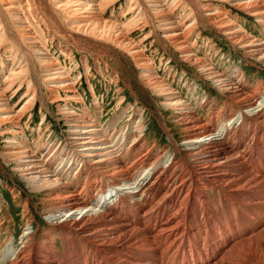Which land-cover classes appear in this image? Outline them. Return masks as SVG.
<instances>
[{
	"label": "bare ground",
	"instance_id": "obj_1",
	"mask_svg": "<svg viewBox=\"0 0 264 264\" xmlns=\"http://www.w3.org/2000/svg\"><path fill=\"white\" fill-rule=\"evenodd\" d=\"M27 1L0 0V12L12 19L25 46L45 65L43 77L53 99L69 100L57 94L59 89L72 92L66 76L25 24ZM51 1L74 32L110 41L140 57L126 36V25L100 16L114 0ZM147 1L166 40L226 94L223 107L216 110L204 95L198 106L210 113L201 117L143 66L145 84L161 96V105L171 110L182 133L181 142L169 133L172 149L148 143L139 118L120 128H102L99 119L75 115L68 107L64 141L49 136L19 142L16 119L34 96L28 88L26 103L18 109L8 105L5 91L28 65L19 60L0 84V123L12 126L5 131L12 136L4 156L30 191L41 192L48 227L37 232L26 198L19 243L13 246L10 235L6 237L0 264H264V87L260 80L256 85L248 81L238 66L216 73L191 52L185 39L197 16L193 12L177 20L165 0ZM226 4L254 16L263 34L244 32L225 15ZM197 5L196 12L245 57L264 65V0H197ZM4 36L0 19V42ZM57 238L61 248L55 246Z\"/></svg>",
	"mask_w": 264,
	"mask_h": 264
},
{
	"label": "rangeland",
	"instance_id": "obj_2",
	"mask_svg": "<svg viewBox=\"0 0 264 264\" xmlns=\"http://www.w3.org/2000/svg\"><path fill=\"white\" fill-rule=\"evenodd\" d=\"M165 1L167 10L177 20L192 12L197 15L185 39V44L196 57L220 74L238 66L248 76V81L254 84L260 80L264 87V65L245 57L241 48L219 33L205 15L197 13V0ZM27 3L22 9L25 24L54 67L66 76L72 92L68 94L59 89L58 97L64 99L69 96L70 99H53L43 77L45 65L25 46L12 19L0 12L5 29V36L0 42V84L19 60L28 64L5 91L8 105L18 109L29 99V95H24L27 89L34 93L33 102L17 116L15 140L21 142L26 138L34 142L51 137L64 141L69 126L64 108L68 107L67 110H73L75 115L99 119L102 128H120L139 118L143 124L142 134L148 143L158 144L159 148L168 145L172 149L169 133L178 142H181L182 133L173 122L171 110L161 105V96L145 84L143 66L150 68V76L167 83L182 100L198 109L196 112L201 117L208 118L210 113L206 106H198L204 95L209 97L212 106H217L216 110L223 107L226 94L219 93L213 82L205 78L206 73L186 61L176 46L166 40L159 29L158 16H155L147 0H114L100 10L102 19L126 25V36L138 47L140 57L110 41L74 32L69 19L53 7L51 0H28ZM214 3L217 6L220 4L217 1ZM224 9L229 11L225 15L247 34L257 37L263 34L254 16L227 4ZM230 99L235 106L236 99ZM11 128L9 124L0 123V249L4 247L8 235L13 246L19 243L26 222L22 206L26 198L29 200L27 215L34 218L32 225L38 228L37 232H47L48 227L43 215L41 192L30 191L26 182L14 171L13 163L4 156L7 138L12 136L5 131ZM55 246H62L58 238Z\"/></svg>",
	"mask_w": 264,
	"mask_h": 264
}]
</instances>
